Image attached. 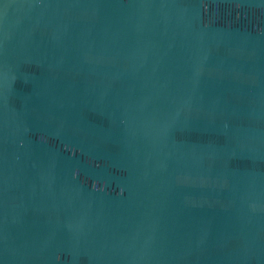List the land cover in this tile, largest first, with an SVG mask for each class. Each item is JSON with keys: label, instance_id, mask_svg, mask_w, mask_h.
<instances>
[{"label": "water", "instance_id": "water-1", "mask_svg": "<svg viewBox=\"0 0 264 264\" xmlns=\"http://www.w3.org/2000/svg\"><path fill=\"white\" fill-rule=\"evenodd\" d=\"M0 264H264V0H0Z\"/></svg>", "mask_w": 264, "mask_h": 264}]
</instances>
